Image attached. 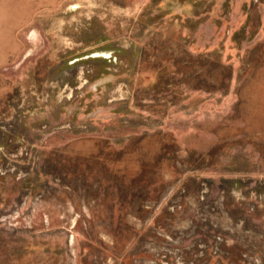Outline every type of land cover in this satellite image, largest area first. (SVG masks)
I'll return each instance as SVG.
<instances>
[{
	"label": "rangeland",
	"instance_id": "obj_1",
	"mask_svg": "<svg viewBox=\"0 0 264 264\" xmlns=\"http://www.w3.org/2000/svg\"><path fill=\"white\" fill-rule=\"evenodd\" d=\"M0 264H264V0H0Z\"/></svg>",
	"mask_w": 264,
	"mask_h": 264
},
{
	"label": "bare ground",
	"instance_id": "obj_2",
	"mask_svg": "<svg viewBox=\"0 0 264 264\" xmlns=\"http://www.w3.org/2000/svg\"><path fill=\"white\" fill-rule=\"evenodd\" d=\"M96 56H103V55L102 54L101 55H98V54L94 55V57H96Z\"/></svg>",
	"mask_w": 264,
	"mask_h": 264
},
{
	"label": "flooded vegetation",
	"instance_id": "obj_3",
	"mask_svg": "<svg viewBox=\"0 0 264 264\" xmlns=\"http://www.w3.org/2000/svg\"><path fill=\"white\" fill-rule=\"evenodd\" d=\"M100 54H101V53H100ZM100 54H98V55H100ZM102 55H104V56H106V57H107V54H104V53H103Z\"/></svg>",
	"mask_w": 264,
	"mask_h": 264
}]
</instances>
